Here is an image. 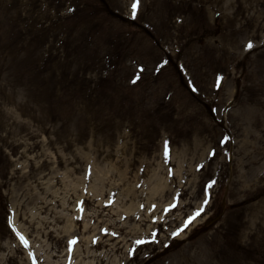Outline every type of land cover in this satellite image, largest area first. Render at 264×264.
Here are the masks:
<instances>
[{
    "label": "rangeland",
    "instance_id": "1",
    "mask_svg": "<svg viewBox=\"0 0 264 264\" xmlns=\"http://www.w3.org/2000/svg\"><path fill=\"white\" fill-rule=\"evenodd\" d=\"M132 2L0 0V264H264V0Z\"/></svg>",
    "mask_w": 264,
    "mask_h": 264
},
{
    "label": "snow or ice",
    "instance_id": "2",
    "mask_svg": "<svg viewBox=\"0 0 264 264\" xmlns=\"http://www.w3.org/2000/svg\"><path fill=\"white\" fill-rule=\"evenodd\" d=\"M139 3H140V0H133V2L131 4L133 16H135V14H136V12L138 10ZM246 47L250 50V49H252L253 44L251 42H249ZM141 71H143V70H141ZM139 79H140V76L137 75L136 78L134 80H132V83H136V81L139 80ZM219 79L222 80L223 78L220 77ZM217 86H219V83L217 84ZM164 149H165V156H167L168 155V142L167 141H165ZM174 207H176L175 204L169 205V208H174ZM17 235H20V234L17 233ZM20 240H21L22 243H24L25 245H27V240L22 235H20ZM152 242H155V240H153ZM70 243L71 244H75L76 243L75 239H73L72 241H70ZM137 243H144V241H137Z\"/></svg>",
    "mask_w": 264,
    "mask_h": 264
}]
</instances>
